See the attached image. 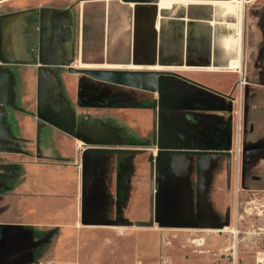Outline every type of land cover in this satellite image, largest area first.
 Wrapping results in <instances>:
<instances>
[{
    "label": "water",
    "instance_id": "obj_1",
    "mask_svg": "<svg viewBox=\"0 0 264 264\" xmlns=\"http://www.w3.org/2000/svg\"><path fill=\"white\" fill-rule=\"evenodd\" d=\"M120 1L131 9L130 14L125 15L130 25L127 30L119 31V36H108V47L111 51L114 48L116 50L119 45L126 47L124 61L127 63L227 67L230 60L237 57L238 36L233 21L237 14L236 5L174 3L169 8L158 9L154 0ZM35 10H38V51L31 60L23 57L26 52L18 32L26 17ZM106 12L112 13L111 4ZM158 15L161 17L156 29ZM74 33V12L70 7H31L0 14V63L23 64L36 61L39 65L36 87L37 118L69 133L86 145L81 153V222L129 224L125 220H93L86 217L88 157L94 154L134 153L139 152V149L116 146V139L96 126L74 129L72 117L52 92L53 85L47 66H65L70 72L83 73L96 80L158 93L151 106L154 111L152 144L156 147V152L148 157L154 190L150 199L151 215L148 221H137V225L149 226L157 223L160 227L203 228H221L228 225L227 217L221 222L213 219L203 202L202 193L209 177L207 168L204 167L207 158L225 156L227 168L230 167V137L223 141L218 134L207 132L210 124L197 122L194 117L169 116L168 112L184 109L229 111L231 101L226 106L222 101L210 100L207 101L209 106L195 105L192 88L198 83L175 72L156 69L74 68ZM122 56L118 60L122 61ZM5 76L6 73L0 66L1 106L11 105ZM10 139L13 137L0 134V151L12 150L8 146ZM193 165L197 172L194 212L190 205V172ZM15 228L18 226L0 223V256L6 252L4 241L8 235L16 232L13 231ZM50 234L33 241L32 246L41 244Z\"/></svg>",
    "mask_w": 264,
    "mask_h": 264
},
{
    "label": "rangeland",
    "instance_id": "obj_2",
    "mask_svg": "<svg viewBox=\"0 0 264 264\" xmlns=\"http://www.w3.org/2000/svg\"><path fill=\"white\" fill-rule=\"evenodd\" d=\"M43 1L58 5L75 3L74 68L156 69L175 72L186 77L202 75L203 81L218 85V88L227 96L230 95L228 100L225 99L223 102L226 106L231 101L229 112L233 117L230 167L227 168L225 156L212 162L211 168H207L209 177L206 179L208 182H205L202 193L203 202L213 219L221 222L227 217L228 225L221 228L160 227L157 223H153L148 227H135L133 228L135 232L132 233L142 237L145 252H154L155 256L152 258L150 253H145L143 258L137 256L134 263L264 264V0H246L240 4L242 11L236 14V19L233 20L235 30L240 29V36L237 34L239 55L235 58L239 60V65L233 70L219 68L220 70L209 71L190 67L187 69H179L176 66L158 68L159 65L131 64L124 61L126 47L119 45L116 50L114 48L111 51L108 47V36L112 34L119 36V22L131 12L130 7L125 6L120 0ZM108 1L111 4L112 13L106 12ZM154 1L157 2V0ZM8 3H0V10L23 6L20 4H25V0H17L16 4ZM207 3L211 2L207 1ZM29 31V34L33 35L34 29L30 28ZM36 33L37 29L33 35V44L37 43ZM120 56L123 57L122 61L118 60V58L121 59ZM29 69L31 84L27 88V95L31 102L29 107L36 111V66ZM46 69L53 85L52 92L72 117L74 129L88 125L97 126L116 139V146L147 148L144 153L137 156L143 167L139 175L144 181V205L147 212L143 220H147L151 215L150 199L153 196V174H150L147 157L156 152V147L148 141L143 142L141 138L149 135L150 111L142 108L77 107L75 106L76 81L84 76L76 72H67L65 66H47ZM56 69H59L58 74L53 77L51 74ZM97 81L109 90L124 92L127 90L136 100L145 99L147 93L158 94L156 91L142 89L139 91L129 86ZM219 89L216 90L220 91ZM11 98L16 99L15 96L9 97V102ZM75 113L79 116L88 114L89 120L82 121L76 127ZM80 145L83 150L86 148L84 143L81 142ZM218 161L220 163L223 161V164L221 163L217 169L214 165ZM190 181L192 189L190 205L194 212L197 183L194 165L190 172ZM51 237L45 249L47 256L51 252V244L55 238L54 235Z\"/></svg>",
    "mask_w": 264,
    "mask_h": 264
},
{
    "label": "crops",
    "instance_id": "obj_3",
    "mask_svg": "<svg viewBox=\"0 0 264 264\" xmlns=\"http://www.w3.org/2000/svg\"><path fill=\"white\" fill-rule=\"evenodd\" d=\"M42 1L25 0V4H20L23 6L0 10V14L31 7H69L68 4ZM207 1L213 4L233 3L238 14L242 11L240 4L246 0H157V6L163 9L174 3L186 5ZM4 2L16 4L17 0H0V3ZM160 17L157 16L156 29ZM129 25V20L124 17L118 29L127 30ZM21 29L23 24L18 32L22 43ZM237 34L240 36L239 28ZM23 57L32 60L36 56L26 53ZM233 60L238 61L231 59L227 67L190 68L233 70ZM0 66L6 73L9 97L16 98L11 99V105H0V134L13 137L8 145L12 150L0 151V223L18 226L13 229L16 232L8 235L3 243L6 252L0 256V264H135L136 257L143 258L145 253L154 257V252H145L142 237L132 233L135 232L133 228L144 227L137 225V221H148L150 218L143 220L147 216L144 181L139 175L143 167L137 157L147 148L130 147L139 149V152L94 154L88 157L86 217L93 220H125L129 224L82 223L81 141L40 120L36 111L29 107L31 102L27 88L31 84V76L28 70L36 66L37 87L36 61L0 63ZM201 76L188 77L219 89L218 85L203 81ZM218 159L222 157L207 158L204 167L211 168L212 162ZM221 163L218 161L214 166L218 169ZM149 169L151 174L150 162ZM47 233L55 237L48 256L45 249L52 238L50 235L41 244L32 246L33 241ZM13 249L18 250L12 252Z\"/></svg>",
    "mask_w": 264,
    "mask_h": 264
},
{
    "label": "flooded vegetation",
    "instance_id": "obj_4",
    "mask_svg": "<svg viewBox=\"0 0 264 264\" xmlns=\"http://www.w3.org/2000/svg\"><path fill=\"white\" fill-rule=\"evenodd\" d=\"M69 7L74 12L75 3L69 5ZM35 22V23H34ZM37 23V24H36ZM25 28V30H24ZM30 28L35 30L36 33V44H33V35L29 34ZM29 31V32H28ZM22 35V47L23 50L31 56H35L38 51V10H35L26 17L23 22V30L21 29ZM76 24H75V33L74 40L76 43ZM76 49V46L74 50ZM75 52V51H74ZM58 70L56 69L51 75L56 77L58 74ZM66 71H68L66 67ZM84 77H80L76 81V100L75 106L81 108H113V107H121V108H142L150 111V129L149 135L147 137L141 138L142 141H148L152 143V129H153V117L154 111L152 109V102L155 98L158 97V94L155 93H147V97L145 99L136 100L127 90L126 92L122 90H109V88L105 87L103 84L98 83L96 79L88 77L86 74L78 73ZM198 84L192 88V96L195 99L194 104L199 106H209L210 104L207 102L210 101H222L225 99L228 100L229 96L226 93L218 91L204 83L196 81ZM125 87V86H124ZM134 89V88H132ZM139 90V89H138ZM140 91V90H139ZM13 97V96H11ZM12 99V98H11ZM168 115H180L183 117H194V120L200 123H208L211 126L208 128L207 132H213L214 134H218L219 137L226 141L229 136L231 141L233 138V117L231 112L229 111H212L206 109H184V110H172L168 112ZM230 117V120H228ZM89 115H77L75 113L74 116V124L78 127L82 121H88ZM196 126H198L196 124ZM208 126V125H207ZM201 129V128H200ZM216 129V130H215ZM218 129V130H217ZM220 131V132H219ZM139 140V137L137 138ZM144 153V152H142Z\"/></svg>",
    "mask_w": 264,
    "mask_h": 264
},
{
    "label": "bare ground",
    "instance_id": "obj_5",
    "mask_svg": "<svg viewBox=\"0 0 264 264\" xmlns=\"http://www.w3.org/2000/svg\"><path fill=\"white\" fill-rule=\"evenodd\" d=\"M237 2V0H236ZM186 3V2H185ZM241 8V7H240ZM238 60V59H237ZM234 61V60H233ZM232 63V62H231ZM239 65V60L238 61H234L233 64H232V68H236L237 66Z\"/></svg>",
    "mask_w": 264,
    "mask_h": 264
}]
</instances>
